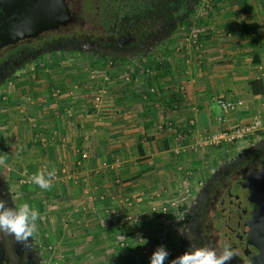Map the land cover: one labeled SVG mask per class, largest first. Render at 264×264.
<instances>
[{
  "label": "crops",
  "instance_id": "obj_1",
  "mask_svg": "<svg viewBox=\"0 0 264 264\" xmlns=\"http://www.w3.org/2000/svg\"><path fill=\"white\" fill-rule=\"evenodd\" d=\"M240 3L244 7L218 3L212 23L221 28V37L202 35V47L189 51L201 60L187 65L186 53L178 52L176 60L158 65L154 92L148 78L142 81V92L133 93L115 77L98 81L79 67L32 64L31 69L38 66L37 77L17 82L10 94L8 159L31 177L55 169L51 189L39 190L31 181L34 189L28 191L30 206H42L37 211L43 226L57 219L54 224L65 227L70 238L85 227L107 229L101 217L119 218L116 202L125 196L140 217L152 197L160 203L171 201L169 213L179 216L178 206L171 205L173 196L182 198V188L195 181V176L183 178L180 170L192 173L193 165L205 162L207 154L224 149L193 150L195 137L247 123L256 115L264 118V0ZM242 23H255L257 32H241ZM254 80L261 81L262 93L252 92ZM220 95L242 103L223 114L216 102ZM82 152L86 157L78 164ZM185 201L176 200L186 211ZM63 216L64 224L59 222Z\"/></svg>",
  "mask_w": 264,
  "mask_h": 264
},
{
  "label": "rangeland",
  "instance_id": "obj_2",
  "mask_svg": "<svg viewBox=\"0 0 264 264\" xmlns=\"http://www.w3.org/2000/svg\"><path fill=\"white\" fill-rule=\"evenodd\" d=\"M221 1L223 3L231 1V5H239L238 7L240 8L244 7L240 3L241 0H211L208 4L209 7H205V0H197L190 19L186 24L173 29L170 33L162 36L140 53L114 58L102 56L99 51H95L88 45L76 49L57 46L53 49H48L46 54L37 56V59L27 62L17 71L13 72L0 86V141L4 143L2 145L0 142V167L7 178V182L9 183L8 187L15 203L17 205L25 203L30 205V196L32 194L29 195L28 191H33L34 189L30 185L31 182L26 184L18 181V175L22 169L19 170V166L12 164L8 159V152L12 143V134L9 129L10 94L15 89L17 82L21 83L28 79H35L33 75L35 74V77H37L36 70L38 66L45 68L48 64L49 67L65 65L66 67H79V71L82 74H86L87 72V77L90 78V75H93V78L98 81H109L111 77H115L116 80L120 79L121 82L131 87L130 91L133 93L142 92L140 91L142 81L148 78L152 80V85L149 86L152 90H149L154 92L155 83L153 80L159 75L158 72L160 69L157 68L159 64L165 66L168 61L172 60V57L176 60V56L180 52L186 53L184 59L187 58L185 62L187 65H191L194 61L196 63V60L201 59L196 58V55H193L194 53L189 51H196V47H202L203 41L201 40V36L203 35V38L205 36H214L217 37V40L221 37V28L215 23H212L216 19L214 15L218 7L217 5ZM232 1L235 2L232 3ZM77 10H80V7L77 6ZM74 23L76 27L80 24L74 21H68L65 25L66 29H72ZM62 31H64V27ZM193 33L198 36L196 43H193L191 37ZM33 63H36L38 66L31 69ZM85 67H88V70ZM22 86V89L24 86L26 87L25 83ZM164 123L162 124L163 126ZM244 143H239L241 146L232 153L229 151V147L228 149H223L225 151L220 150L214 154H207L208 159H205V162L202 164L197 166L191 164L193 168L189 172L192 173L186 174V170H180L183 178L188 175L190 177L195 176V181L193 182L194 184L190 183V187L186 183L185 188H182L183 193L180 191L183 196L182 198L173 196L175 199H173L171 205L178 206L175 212L179 216L169 213V206L167 205L171 201L169 203H160L159 200L156 201L152 197L147 210L143 211L142 208L141 218L139 215L133 213L134 203L131 202L130 198H126L125 196L118 197L119 199L116 202L118 203L117 211H121L120 215L117 216L119 218H115V213L114 218L113 215L101 217L103 219L101 224L107 229H100L98 232L91 231L90 228L85 227L84 229L78 230V233L76 231L73 233L70 232L76 235V237L70 238L67 237L65 227L54 224L55 221L58 222L57 219L51 222L52 224L50 223V225H47L48 223L46 222L47 224L45 223V225L47 228H44L45 225L43 226L41 224V218H38L34 233L40 244V249L43 252L46 261L45 264H150L152 253L159 246L165 247L169 255H176L177 242L180 241L186 213L188 210L191 211L195 206L200 193L204 192L203 189L207 188L211 179L224 166L229 163H234L246 153L263 145L264 135L253 137L248 141H244ZM231 148L230 150H233ZM194 157L190 156L192 161H194ZM261 170L262 168L260 167L252 168L251 172L257 173ZM113 179L115 180V177ZM39 196L42 197V195ZM101 199H104V197ZM182 199H185V202H187L185 206V209L187 208L186 211L184 207L179 208L182 206V202H180L181 204H177L176 202V200ZM36 202H39L38 198ZM41 208V205L39 206V204L37 205L35 203L34 209L39 210ZM65 217H60L59 222L61 220L62 224H64L65 221L63 222V218ZM83 221L85 223L86 220ZM69 223L67 222V225ZM58 227L61 228L58 230ZM112 227L113 229H110ZM97 240L103 242L98 245L95 243ZM169 255L165 264H172V261L176 259L175 257L170 260Z\"/></svg>",
  "mask_w": 264,
  "mask_h": 264
},
{
  "label": "flooded vegetation",
  "instance_id": "obj_3",
  "mask_svg": "<svg viewBox=\"0 0 264 264\" xmlns=\"http://www.w3.org/2000/svg\"><path fill=\"white\" fill-rule=\"evenodd\" d=\"M128 0H122V2ZM158 1V0H156ZM115 0H0V86L27 62L46 54L56 44L70 43V49L90 46L102 56L120 58L140 53L162 36L177 28V22L193 8L197 0H160L165 6L164 23L131 25L129 12L122 14L127 24H99L100 4H113ZM77 6L80 10H77ZM110 14V10L108 12ZM79 19V20H77ZM74 21L72 29L66 23ZM80 21V22H79ZM176 23H172V22ZM83 22V24H82ZM172 23V24H171ZM64 27V31L62 28ZM264 144L246 153L234 163L224 166L195 206L186 213L176 255L179 257L195 246L213 248L218 252L228 244L225 226V206L234 188L245 182L252 168L264 170ZM255 166V167H254ZM261 170V171H262ZM9 183L0 167V199L6 206H17ZM182 238V239H181ZM229 245V244H228ZM227 264H244L238 252ZM40 244L35 236L27 245L11 236H0V264H45Z\"/></svg>",
  "mask_w": 264,
  "mask_h": 264
},
{
  "label": "water",
  "instance_id": "obj_4",
  "mask_svg": "<svg viewBox=\"0 0 264 264\" xmlns=\"http://www.w3.org/2000/svg\"><path fill=\"white\" fill-rule=\"evenodd\" d=\"M57 46L72 47L63 43L52 48ZM225 213L231 248L238 252L244 264H264V170L253 173L234 188Z\"/></svg>",
  "mask_w": 264,
  "mask_h": 264
},
{
  "label": "clouds",
  "instance_id": "obj_5",
  "mask_svg": "<svg viewBox=\"0 0 264 264\" xmlns=\"http://www.w3.org/2000/svg\"><path fill=\"white\" fill-rule=\"evenodd\" d=\"M55 175L53 168L33 174L31 181L35 186L49 190L53 187L52 180ZM38 218L39 212L32 206L25 203L8 207L6 202L0 199V236H11L27 245L29 237H32L36 230ZM168 255L166 248L159 246L152 253L150 264H165ZM233 257L234 253L228 244H225L219 252L213 248L197 247L193 244L190 250L177 257L172 264H227Z\"/></svg>",
  "mask_w": 264,
  "mask_h": 264
},
{
  "label": "trees",
  "instance_id": "obj_6",
  "mask_svg": "<svg viewBox=\"0 0 264 264\" xmlns=\"http://www.w3.org/2000/svg\"><path fill=\"white\" fill-rule=\"evenodd\" d=\"M100 13L102 16L99 17L98 22L103 26L107 27L112 24H127V21L122 18V14L129 12L130 20L128 23L131 25H142V28L146 25L152 24L154 27H157L164 23V18L167 15L164 11L165 6L161 5L160 0H128L122 2V0H115L113 4H100ZM110 10V14H108ZM193 12V8L188 12V15H184L177 22V28L186 24ZM176 23V21L172 22ZM171 23V24H172ZM241 32H251L256 33V24L255 23H242L240 25ZM259 84V87H257ZM252 92H263V88L260 80H254L250 82ZM261 86V88H260ZM173 256H169L171 260Z\"/></svg>",
  "mask_w": 264,
  "mask_h": 264
},
{
  "label": "built area",
  "instance_id": "obj_7",
  "mask_svg": "<svg viewBox=\"0 0 264 264\" xmlns=\"http://www.w3.org/2000/svg\"><path fill=\"white\" fill-rule=\"evenodd\" d=\"M210 1L211 0H205V7H209L208 4ZM191 37L193 43H196L198 39L197 34L193 33ZM216 102L221 108L223 114L234 110L236 106L242 103V101L239 99H231L225 95L218 96L216 98ZM222 119V117L218 118V120ZM168 126H170V123H167V127ZM261 135H264V118L261 115H256L247 123L239 124L234 127L221 128L213 132L198 135L191 142L190 147L193 150L204 149L208 147H220L228 149L239 142L248 141L253 137H259ZM85 157V153H80L77 163L80 164L81 160ZM18 176V181L21 183L28 184L31 182V176L27 174L26 170H22Z\"/></svg>",
  "mask_w": 264,
  "mask_h": 264
}]
</instances>
